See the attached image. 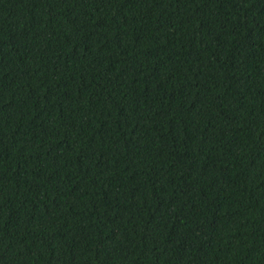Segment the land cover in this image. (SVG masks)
Returning <instances> with one entry per match:
<instances>
[{
	"label": "trees",
	"instance_id": "trees-1",
	"mask_svg": "<svg viewBox=\"0 0 264 264\" xmlns=\"http://www.w3.org/2000/svg\"><path fill=\"white\" fill-rule=\"evenodd\" d=\"M0 264H264V0H0Z\"/></svg>",
	"mask_w": 264,
	"mask_h": 264
}]
</instances>
